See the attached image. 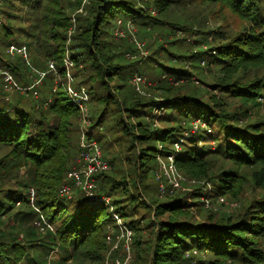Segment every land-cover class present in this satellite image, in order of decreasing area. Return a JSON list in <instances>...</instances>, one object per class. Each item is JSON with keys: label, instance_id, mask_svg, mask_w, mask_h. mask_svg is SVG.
Listing matches in <instances>:
<instances>
[{"label": "trees", "instance_id": "obj_1", "mask_svg": "<svg viewBox=\"0 0 264 264\" xmlns=\"http://www.w3.org/2000/svg\"><path fill=\"white\" fill-rule=\"evenodd\" d=\"M13 1L19 3L18 7L21 10L23 8L20 4L27 6L29 9L27 10L31 14H37L38 23L36 24V28L31 31L28 30L27 35L31 37L27 36V42L12 40L6 43L7 48H10L12 43H17L20 46L21 44L26 45L27 49H30L32 44H41V41L43 43L45 39L42 40V37L45 35L49 41L55 43L56 47L50 51L51 49L49 48L52 47L49 46L48 49L44 51L41 49L40 52H43V54L50 52L44 57L48 59L47 61L53 59L58 62L60 75H66L67 69L64 66V56L66 55L65 47L71 23L70 16L64 15L66 10L63 7L62 0ZM73 1L76 3H73ZM82 1L69 0L67 7L74 10L78 9ZM175 1L153 0V3L159 10L160 15H164L172 9V2ZM201 1L204 4L224 3L235 14L248 21L247 28L234 40L219 45L217 49L214 48V54L209 53L211 51L210 49L209 51H207L208 49L203 51L202 54L206 56L205 54L208 53L209 59L214 61V66L217 65L215 71L217 70L219 72L218 79H220L219 86L221 89L230 87L232 88L230 92L234 96L249 102L255 101L256 96L259 97L264 94V74L260 79L251 84H239L238 81L229 83L228 79H233L231 77L245 69L253 67L264 69V0ZM49 3L52 6H49ZM90 3H96L95 17L93 20L90 17L87 18L85 25H83V33L74 36L75 40L73 37L75 43L73 48L75 46L77 52L71 53L72 60L78 66L77 58L79 57V60L83 61L89 69L95 72L99 73L103 71L102 74L105 73L108 76L121 77L123 80L120 79L124 81L121 85V89H123L127 85L126 83H128L127 78L130 73L122 72L121 69L124 66L117 64L113 60H106V67H101L100 63L98 64V56L107 55V53L113 51V47H121L118 42V45H116L114 40V31L117 28V22L119 20H130L134 23H139L137 19L144 17L142 9L137 7V0H90ZM53 8L55 11L57 10L59 15L52 13ZM83 10L85 11L84 8ZM1 11L2 9H0V15H2ZM40 12H47V15L43 16V20L39 19ZM49 13H52L50 22L54 25L53 28L56 31L45 32L43 27L49 17ZM78 20L80 24L84 22L80 16H78ZM157 20L159 22V19ZM152 21L154 22V20ZM178 27L187 32L194 28V25L188 27L183 23H174L173 28ZM81 28L82 25L79 26V31ZM2 29L5 30L4 36L13 32L8 22L3 25ZM123 55L125 54L123 53ZM188 56L190 57V55ZM195 56L191 55V57ZM179 57L182 56L179 55ZM34 65L37 69L34 71L35 73L32 71L30 73V68L24 62L23 64L19 63V61L13 63L12 59L5 60L0 56V70L4 69L1 71L10 72L21 87L24 85H32L36 77L47 69L46 64ZM163 66L166 71H172L171 73L176 77L187 71L182 70L180 67L176 69L175 67H169L167 65ZM48 75L45 76L47 79H49ZM48 81L46 80L45 82L46 86L49 84ZM102 81L105 82L103 77ZM4 86H6L5 83ZM10 86L13 87L11 93L5 90L3 84L0 90V147L7 150L5 155L1 157L0 163L5 164L8 173L15 175L22 168L34 167L31 176V182L33 183L22 191L25 193V198L24 196L20 199L12 197L10 203L15 199V203L18 205H29L30 200H33L34 197L38 198V201L42 197L43 200L38 202L42 205L40 206L38 204L40 210H36L34 207L32 208L37 214L36 219L44 223L47 231L44 233L45 235L37 239L40 241L46 236L50 238L49 242L47 240L39 242V250L41 249L42 253H40L42 255L40 253L37 256L33 255L29 258V264H48L49 261L46 257H49L48 252L53 250L55 246L59 247L60 252L59 259L51 262L53 264H68L64 260L66 259L68 261L70 258V249L77 251L79 247H88L90 249L100 247L105 251L106 256L107 251H109L108 249H111V246L116 242L115 236L118 234L116 231L112 243H108V231L103 226L106 221L110 220V226L117 228V224L113 220L112 211L110 212V208L114 207L110 206L112 202L114 203V201H111L112 197L110 196L111 200L106 202L103 200L90 201V199L84 198L85 196H73L69 199L60 194V188L64 184L68 172L76 163L79 145H77V153L75 147L76 157L74 158V152L72 157L71 153L69 157L70 147L75 145L73 137L68 138L67 132L69 129H66L67 126L63 123L64 121L62 122L61 119L52 121V119L56 117H71L73 114H77V109L72 106L73 104L69 97L62 89H57L54 92L51 87L48 90L46 99L51 97L49 98L50 102L46 106L47 101L42 98L45 94L44 90H42L41 97L36 100L32 95V91H30L32 93L27 91V94H22L16 87L13 85ZM37 89L36 91L38 92L39 89ZM14 90L16 91L14 92ZM12 94H16L17 96H13ZM107 102L108 99L106 100ZM28 103H31L30 107H27ZM152 104L154 106H151ZM155 108H163L164 110L168 108L170 110L172 109L169 114L160 118V122L165 124H170L169 122L172 120H177L178 122L167 128L154 126L153 123L147 121V118H150V114ZM193 109H195L194 113L192 111ZM127 111L130 114H133L134 111H145L144 113H140L141 115L137 114L138 122L135 124V127L133 125V127H130L128 123L126 125L123 119L121 120L120 118V124H123V130L133 140L132 144L134 145V141H136L144 145L141 148L140 155H135L133 159L135 160L137 157L136 160L138 163L136 168L140 172L138 178H134L133 182L136 179H142V182H145L148 178L153 179L155 189L154 192L150 191V193L154 195V200L151 204L150 202L144 203L147 204L146 206L148 208L154 210V215L156 216L170 213V217L161 218L158 221V227L155 229L154 243L151 245L149 264H194V251L201 252V255L212 253L216 255V259L226 258L233 261L237 258L236 254L238 249L242 250V256L245 260L249 262L256 260L258 256L257 250H260L258 248V240L264 236V197L262 200H255L254 205L251 203L249 205L250 208L248 207L249 212L247 211L242 217L235 220L216 219L212 217L211 213L204 215L205 220H194L200 218L192 219V215L189 213L190 211L185 210L187 196L178 194L170 197V191L174 193L175 190H178L176 186L171 184V187H169L167 182L166 191L162 194L158 193L163 187H160V178L157 177V170L155 172L156 165L154 162L157 163V160L154 152H161L165 158L172 156L176 168L189 171L194 161L197 162V159H195L197 155L193 153L195 152V145L204 138L213 137L210 141L216 140L219 142L217 143L219 144L218 151L224 152L236 165H260L259 172L254 177V184L259 188H264V135H256L254 133V131L263 129L264 124L254 123L244 125L232 121L231 117L214 111L213 105L209 102L202 103L195 98H187L184 95L172 93L165 94L163 101L150 99V101L131 104L130 107H127ZM178 114L181 115L179 118ZM151 118L154 119V117ZM192 121H200L206 124L207 128L196 134L191 133L192 143L189 146L186 144L182 151L171 149L169 145L172 146L174 141H176L175 139H177L176 142L182 141L183 144L186 142V136H188L186 134L191 132L193 127L189 124ZM184 123H188V131L185 129ZM132 128L136 129L138 134L132 133ZM180 132L181 134L179 135ZM88 136L94 138L90 133H88ZM155 142H159L160 144L158 146L161 147H157ZM109 178L108 175L100 178V180L98 177L99 189H96V191L99 196L104 193H116L117 187H114L113 182L109 181ZM218 179L219 183H215V185H218L216 191L220 192L221 190L224 194H227L228 189L230 191L235 183H240L241 185L240 180L234 182L232 170L222 172L218 176ZM183 182H187V178H184L182 180ZM35 184L39 186V190ZM124 184L126 186V182ZM199 191H202V189H199ZM32 192L33 199L31 198ZM76 193H78L77 190L74 195ZM16 194L14 192V195ZM158 195H161V197H158ZM201 196V193H195L188 204L200 203L202 205V200H200ZM84 201L87 203H84ZM3 204L0 206V210L2 211L0 214V225L4 224V217L2 215L8 209V205ZM115 212L121 217L125 214L124 212L122 214L120 208L116 209ZM20 213L16 218L10 219L11 223H6L5 226L9 224V228H19L27 220L24 219V214H34L30 210L27 213L22 210ZM154 219L158 218L154 217ZM50 226H56V228L51 229ZM37 230L38 228L35 224L29 226L25 229L26 236L28 238L36 237L38 234ZM133 239L132 258L128 264L134 263H132L134 258L133 253L136 255L138 248V246H135L136 243L137 245L141 244L137 236H134ZM123 248V244H121L118 249L113 251L114 254L115 252H122ZM12 252L14 255L13 259L17 262L20 261L21 258H19L16 250H12ZM19 254L25 256V251L20 250ZM124 258L125 256L123 257V261ZM102 264H104V260Z\"/></svg>", "mask_w": 264, "mask_h": 264}, {"label": "rangeland", "instance_id": "obj_2", "mask_svg": "<svg viewBox=\"0 0 264 264\" xmlns=\"http://www.w3.org/2000/svg\"><path fill=\"white\" fill-rule=\"evenodd\" d=\"M68 1L69 0H62L63 7L66 10L64 15L70 16L71 23L65 47L66 55L64 56V66L67 69V74H61V76L58 69V62L49 58L51 61L55 62L57 72H49V79L46 77L43 78L42 82L37 86L39 89L38 95H36L37 97L32 92L29 91V93H32L33 97L38 100L42 95V90L45 91V94L42 96L43 99L47 98V92L51 87L54 92L57 89L65 91L73 104L71 105L77 109V114H73L71 117L68 116L66 118L56 117L52 119V121L60 119L62 122L64 121L63 123L67 126L66 129H69L67 132L68 138L73 137L75 145L70 147L69 157L70 153L71 157L73 152L75 153V147L77 153V145H79L77 154L78 159L79 153L81 155L80 147L82 136L84 134L88 136V133L93 135L99 144L98 146H100V151L105 161L104 163L106 164L105 170L99 173L101 175L98 174L99 176L94 177L97 190L99 189L98 177L100 180V178L105 175H108L110 177L109 181H112L114 187H117L116 193H104L99 197L103 201L107 198L111 200L112 197L111 201H114V203L112 202L110 206L114 207L110 208V212L112 211L114 222L120 223L122 221V223L133 232V237L137 236L141 241L140 245H137V243L135 245L138 246V248L136 250V255L133 253L134 258L132 263L149 264L151 258V245L154 243L155 229L158 227V221H160L161 218L170 217V213L156 216L154 215V210L146 206L147 202L151 204L154 200V195L150 193V191L154 192L155 189L153 179L148 178L145 182H142V179H136V181L133 182V179L138 178L140 173L138 172V168H136L138 163L136 160L137 157L135 160L133 159L135 155H140L141 148L144 145L136 141H134V145L132 144L133 140H131L129 137L130 135L123 130V124H120V118L121 120L123 119L126 125L128 123L130 127H135V124L138 122L137 114L139 115L145 111H134L133 114H130L127 111V107H130L131 104L150 101V99L163 101L165 94L172 93L184 95L187 98H195L202 103L209 102L213 105L214 111L231 117L232 121L244 125L254 123L264 124V94L259 97L256 96L255 101L249 102L234 96L230 92L232 90L230 87L221 89L219 86L220 79H218L219 72L217 70L215 71L217 65L214 66V61L209 59L208 53L205 54L206 56L202 54V52L207 49V51H209V49L211 50L209 53L214 54V48L217 49L219 45L234 40L247 28L248 21L239 17L221 2L204 4L201 0H176L172 2V9L164 15H160L153 0H137V7L142 9L144 17L137 19L139 23H134L130 20H119L121 24H119V21L117 22L116 30L119 29L123 32L117 33L115 30L114 40L115 44H119L121 47H113V51L107 53V55L98 56V64L100 63L101 67H106V60H113L117 64L124 66V68L121 69L122 72L130 73L127 78V85L121 89V85L124 83L121 77L122 80L118 76H108V74L105 73L102 74L103 71L99 73L95 72L89 69L83 61L79 60V57L77 58L78 66H76L75 62L72 60L71 53L77 52L76 47L74 46L73 48V45H75L74 36L83 33V25H85L87 18L90 17L91 20L94 19L96 3L91 4L90 0H83L79 6L80 8L74 10L67 7ZM73 3L76 2L73 1ZM18 4L19 3L13 0H0V9H2V15H0V56L5 60L12 59L13 63L19 61V63L23 64L24 62L25 65L30 68V73L31 71L35 73L34 69H37L34 64L37 66H39V64H46V68L48 69V63L51 61H47L48 59L44 56L48 55L50 52L48 54H43L40 50L43 49L44 51L50 46L52 48L49 49L52 51L56 45L52 41H49L45 35L42 37V40L45 39L43 43L41 41V44H32L30 49L26 47L25 56L28 55L26 58L17 53H12L10 50L8 52L10 48H7L6 43L12 40L27 42V36H29L27 35L28 30L31 31L36 28V24L38 23L37 14H31L27 6L22 4H20L23 8L21 10ZM48 5L52 6L51 3ZM52 13L59 15L54 8L52 9ZM52 13L48 14L49 17L46 20L47 24L44 22L45 26L43 29L45 32L56 31V29L53 28L54 25L50 22ZM44 15L46 16L47 12H40L39 19L43 20ZM78 16L84 21L81 24L79 23ZM157 19H159V22H157ZM152 20H154V22ZM6 22L10 24L13 32L4 36L5 30L2 29V27ZM174 23H183L188 27L194 25V28L185 32L181 30L182 28H173ZM80 25H82V28L79 31ZM137 41L145 43L144 47V44L140 42L144 47L143 50H139L136 47ZM11 46L20 47L17 43H12ZM21 46L25 47L26 45L21 44ZM123 53L125 55H123ZM128 54H130L131 57H129ZM179 55L182 57H179ZM188 55H190V57ZM191 55L196 56L191 57ZM163 65L175 67L176 69L180 67L182 70L184 69L187 71L176 77L171 73L172 71H166ZM1 70L0 76H2L3 79L0 77V90L2 84L3 87H5L4 83L6 84L5 72L12 75L8 71ZM137 74L143 75L146 78L145 84H137L133 80L134 76ZM263 74V68L253 67L237 72L231 77L233 79L228 80L229 83L238 81L239 84H251L260 79ZM102 77L105 82L102 81ZM46 80H49L47 86L45 85ZM104 83H106V85H104ZM18 84L19 83H17V85ZM18 86L21 87L20 85ZM28 86L29 85H24L21 88H27ZM15 91L16 90H14V92ZM20 91L22 94L28 93L23 90ZM71 91L77 92L78 96H73ZM13 96L17 95L15 94ZM81 96L84 99H81ZM49 98L46 99V106L50 102ZM105 99H108L107 103ZM29 102H31V100H29ZM30 106L31 103H28L27 107ZM151 106H154V104ZM191 107L195 108L194 106ZM194 110L195 109L192 110L193 113L195 112ZM171 111L172 109L170 110L169 108L165 110L163 108H155L150 114V118H147V121L153 123L156 127L167 128L178 122L177 120L170 121V124L160 122V118L169 114ZM179 116L181 115L178 114V118ZM151 117H154V119ZM189 124L193 127L191 132L186 134L188 135L186 136V142L183 144L182 141L176 142L177 139H175L176 141H174V144L172 146L169 145L171 149L182 151L186 144L188 146L191 145V133L196 134L207 128L205 125L199 122L197 123L196 121H192ZM183 125L187 130L188 123H184ZM132 133L138 134V131L132 128ZM254 133L256 135H264V128L254 131ZM180 134L181 132L179 135ZM211 138L213 137L204 138L195 145V152L193 153L197 155V157L195 156L197 162L194 161L189 171L176 168L172 156L165 158L162 156L161 152H154L157 160V163L154 162L156 165L155 172L157 170V177L160 178V187H163L160 190L161 192L159 191L158 193L162 194L166 191L167 182L169 187H171V184L176 186L175 184L178 182L180 183L177 187L178 190H175L174 193L170 191V197H174L178 194L187 196L185 210L190 211L189 213L192 215V219L200 218L194 220H205L204 215L211 213L212 217L216 219L235 220L247 213L251 203L254 205L255 200L259 201L264 197V188H259L254 184V177L259 172L260 165H236L224 154V152L218 151L219 144L217 143L219 142L216 140L210 141ZM159 144V142H155V145L160 148L161 146H158ZM6 152L7 150H5V148L0 147V159ZM76 153L74 154V158L76 157ZM77 159L72 168L77 165ZM33 168V166L22 168L17 171L15 175L8 173L5 164L0 163V206L4 205L3 203L8 205V209H6L4 215H2V217H4V224L0 225V264H29V258L33 255L37 256L40 252L42 253L41 249L39 250V242L44 240L50 241V238H47V236L40 241L37 239L45 235L44 233L47 231V228L41 220L36 219L37 214L32 207L36 210H40L38 204L40 206L42 205L38 202L43 200V198L40 197L38 201V198L34 197L32 192L31 198L33 199L34 197V199L30 200V206L28 204L18 205L15 203V199H20L22 196L25 198V193L22 191L32 185L31 176L34 171ZM226 170H232L234 182L240 180L241 185L240 183H235L233 188L230 191L228 189V193L224 194L221 190L220 192L216 191L218 185H215V183H219L218 176ZM184 178H187V182L182 183ZM123 181L126 182V186ZM36 186L39 190V186ZM199 189H202V191H199ZM73 190L74 197L85 196L84 198H88L86 193H82L78 186L74 185ZM76 190L78 193L74 195ZM14 192L17 194L14 195ZM195 193L202 194L200 200H202L203 206L200 203L188 204ZM12 197L15 199L10 203ZM158 197H161V195H158ZM163 198L166 199L164 196ZM85 202L86 201H84V203ZM118 208L121 209L122 214L123 212L125 213L123 217L115 212ZM22 210L25 211V213L30 210L34 214H24V219L27 220L24 221L23 226L19 228H9V224L5 226L6 223H11L10 219L16 218ZM1 213L2 211L0 210V214ZM229 216L231 217L229 218ZM154 217L158 219H154ZM34 224L38 228V234L34 238H28L25 229ZM103 226L106 231H108V243H112L114 233L116 234V231H120L119 243L120 245L123 244L124 247L122 252H115L114 254L113 251L120 246L118 245L114 248L116 242L111 246V249H108L109 251H107L106 256L105 251L100 247H95L94 249L79 247L77 251L70 249V258L68 261H66V259L64 261L68 262V264H102L103 260L104 264H115L112 261L114 258L123 261V257L128 253L127 245L132 251L134 239L131 238L130 241L132 242L128 244L127 238L122 237L121 230L110 226V220L106 221ZM50 228L55 229L56 226H50ZM258 241V248L260 250H257L258 256L253 262H249L243 258L241 249H238L236 254L237 258L233 261L226 258L216 259V255L212 253L201 255V252L194 251V254L192 253L193 262L194 264H264V236L259 238ZM12 250H16L19 258H21L20 261L17 262L13 259L14 255ZM20 250L25 251V256L19 254ZM59 252L60 249L58 246H55L53 250L48 252L49 257H46L49 261L48 264H53L51 263L53 260L59 259ZM41 253L40 255H42Z\"/></svg>", "mask_w": 264, "mask_h": 264}, {"label": "built area", "instance_id": "obj_3", "mask_svg": "<svg viewBox=\"0 0 264 264\" xmlns=\"http://www.w3.org/2000/svg\"><path fill=\"white\" fill-rule=\"evenodd\" d=\"M119 24H121V21H119ZM128 27L131 29V27L129 25H128ZM116 32L122 33L123 31H120L119 29H117ZM140 42L142 44H144V47H145V43L142 41H140ZM140 42L137 41L136 47L139 50H143L144 47L142 46V44ZM9 50L12 53H17L19 55H22L25 58L28 57V55L25 56L26 46L25 47L11 46ZM128 56L131 57L130 54H128ZM65 63H66V60H65ZM34 71H36V70L34 69ZM49 72H54V73L57 72L56 64L54 61L49 62L47 71L41 72L36 77L34 83L32 85L28 86L27 88L19 87L17 85L14 77L12 75H10L9 73L5 72V81H6L5 90L7 92L11 93L13 87L10 85H13L14 87H16L19 90L32 91L33 94L36 96V95H38V92L36 91V89L38 88L37 86L42 82L43 78ZM133 80L137 84H145V82H146V78L143 75H139V74L135 75ZM71 94L73 96H78L77 92L71 91ZM81 99H84V98L81 96ZM83 103H84V100H83ZM80 109L83 110L82 108H80ZM196 122L201 123L200 121H196ZM201 124L206 126V124H204V123H201ZM98 145H99L98 142L94 138L86 136L85 134L82 136V143H81V147H80L81 155L79 153L80 157L78 156L77 165L68 172L65 182L60 188V194L63 197H67V198L71 199L73 197V193H74L73 186L76 185L81 189L82 193H86V195H87L88 199H90V201L102 200V199H100V197L96 191L97 186H96L94 177H96L99 173H101L103 170H105L106 164L104 163L105 161L103 160L102 153L100 151V146H98ZM179 184L180 183L177 182L175 184L176 187H178ZM104 201L109 202V198H107L106 200L104 199ZM117 218H118V216H117ZM116 224H117V228L121 230L122 237H126L128 241L126 239H123V240L127 241L128 244H131L132 241H130V240H131V238H133V232H131L130 229L128 227H126L124 225V223H122V221L120 223H116ZM119 239H120V231L118 232V234L116 236V244H115L114 248H116L118 245H120ZM127 247H128V253L125 254L124 261H121L119 259L118 260L115 259V260H113V262L115 264H128L129 263V261L132 257V252L129 249L128 245H127Z\"/></svg>", "mask_w": 264, "mask_h": 264}]
</instances>
